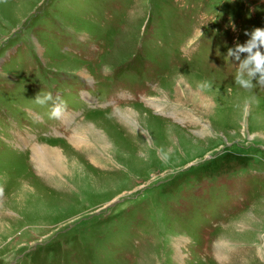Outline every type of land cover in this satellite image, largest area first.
I'll use <instances>...</instances> for the list:
<instances>
[{
  "label": "rangeland",
  "instance_id": "374dc122",
  "mask_svg": "<svg viewBox=\"0 0 264 264\" xmlns=\"http://www.w3.org/2000/svg\"><path fill=\"white\" fill-rule=\"evenodd\" d=\"M257 26L264 0H0V264H264V84L227 56Z\"/></svg>",
  "mask_w": 264,
  "mask_h": 264
},
{
  "label": "clouds",
  "instance_id": "9594fccd",
  "mask_svg": "<svg viewBox=\"0 0 264 264\" xmlns=\"http://www.w3.org/2000/svg\"><path fill=\"white\" fill-rule=\"evenodd\" d=\"M264 26H257L249 33V39L244 43H237L227 50V56L239 61V68L235 74V83L243 88L251 89L259 84H264ZM248 55L241 59V53ZM51 102V104H49ZM35 103L49 105V115L59 117L64 108V100L59 94L52 91L38 92Z\"/></svg>",
  "mask_w": 264,
  "mask_h": 264
},
{
  "label": "bare ground",
  "instance_id": "6f19581e",
  "mask_svg": "<svg viewBox=\"0 0 264 264\" xmlns=\"http://www.w3.org/2000/svg\"><path fill=\"white\" fill-rule=\"evenodd\" d=\"M90 77V76H89ZM184 85V84H183ZM195 85V83H194ZM197 89V88H196ZM187 91V90H186ZM200 94V93H199ZM195 97L201 98V96L199 97V95H195ZM200 100V99H199ZM125 115V113H124ZM130 115V114H129ZM127 116V115H125ZM137 118V117H136ZM131 123V122H130ZM84 122H81L78 124L77 128L72 132L71 135V139L74 143H76V145L80 146L82 144H87L89 143V139L88 137H86V135L88 134L89 131L87 132H83L86 130ZM206 130L207 129H203ZM95 132V129H94ZM96 133V132H95ZM89 134H92L91 132ZM90 136V135H89ZM93 136V135H92ZM95 137V136H94ZM94 139V138H93ZM98 140L99 144L101 145V149L103 150L104 148H106L108 146V142H107V138L105 135L103 134H99L98 136ZM28 143V142H27ZM91 144V143H90ZM93 144V143H92ZM96 144V143H95ZM111 144V143H110ZM84 146V145H83ZM33 152L32 155L35 158V161L37 163V165L39 166V168H41L43 171H46L45 173L49 174L51 173L50 171L53 170H61V171H65L67 173H70L69 169L65 168V161L63 160V153H61V151L59 149H57L54 146L48 145L46 143H41V142H37V144L35 146H33ZM90 147V146H89ZM94 152V151H93ZM97 154V153H96ZM69 158V157H68ZM66 159V158H65ZM70 160V159H69ZM100 165V164H98ZM58 172V171H57ZM44 173V172H43ZM83 173V172H82ZM68 177V176H67ZM51 179V178H50ZM88 182V181H87ZM90 183V182H89ZM89 186V185H88ZM40 190V189H39ZM40 194V193H39ZM43 194V193H42ZM48 195V194H47ZM21 197V196H20ZM30 198V197H29ZM42 214V213H41ZM222 241V240H221ZM222 243V242H221ZM226 243V242H225ZM225 252V251H224ZM220 253V252H219ZM225 254V253H224ZM222 255V254H221ZM227 256V253H226Z\"/></svg>",
  "mask_w": 264,
  "mask_h": 264
}]
</instances>
